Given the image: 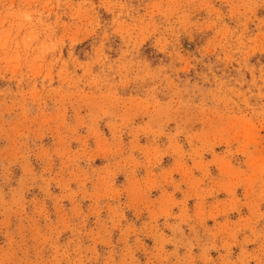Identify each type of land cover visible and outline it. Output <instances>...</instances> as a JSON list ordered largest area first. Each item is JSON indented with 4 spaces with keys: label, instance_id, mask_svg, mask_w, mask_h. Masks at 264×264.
Returning a JSON list of instances; mask_svg holds the SVG:
<instances>
[{
    "label": "rangeland",
    "instance_id": "1",
    "mask_svg": "<svg viewBox=\"0 0 264 264\" xmlns=\"http://www.w3.org/2000/svg\"><path fill=\"white\" fill-rule=\"evenodd\" d=\"M0 264H264V0H0Z\"/></svg>",
    "mask_w": 264,
    "mask_h": 264
}]
</instances>
